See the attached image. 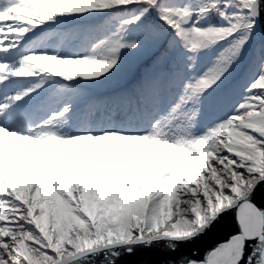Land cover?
<instances>
[{"label":"snow or ice","instance_id":"1","mask_svg":"<svg viewBox=\"0 0 264 264\" xmlns=\"http://www.w3.org/2000/svg\"><path fill=\"white\" fill-rule=\"evenodd\" d=\"M0 264H264V0H0Z\"/></svg>","mask_w":264,"mask_h":264}]
</instances>
